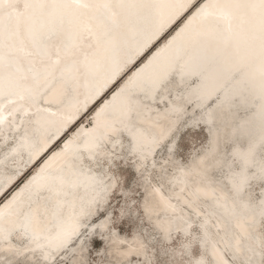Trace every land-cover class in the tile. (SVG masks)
I'll use <instances>...</instances> for the list:
<instances>
[{
  "label": "bare ground",
  "instance_id": "bare-ground-1",
  "mask_svg": "<svg viewBox=\"0 0 264 264\" xmlns=\"http://www.w3.org/2000/svg\"><path fill=\"white\" fill-rule=\"evenodd\" d=\"M123 2L124 7L114 10L116 25L107 22L101 25L98 18L102 15L107 21L110 13L97 10L73 15L72 10L50 7L32 12L35 36L25 34L23 37V46L33 53L29 57L20 58L21 41L10 36L7 21L0 28V55L5 48H14L12 53L4 54L3 58L0 56V132H4V136L9 130L20 134L15 149L0 159V167L6 165L11 156L26 158L27 148L37 143L26 167L20 169L19 175L7 177L0 187L1 200L36 165L35 170L0 203V264L13 261L38 264L44 255L48 256L43 259L47 260L46 264L61 254L73 257L76 252L84 255L81 245L75 252L71 249L78 245L84 230H89L83 229L84 225L98 215V195L104 196L105 189L113 187L114 183L109 185V173H99L83 157L107 158V149L119 148L123 143L120 137L127 134L132 139L135 156L142 164L162 143L170 142L173 131L179 130L178 124L199 109L206 110L208 102L218 95L223 98L201 115L203 122L208 123V114L216 107L218 126L215 130L212 129L215 123L211 126L209 153L203 151L188 166H179L177 187L171 188L172 193H165L160 187L151 188V197L143 202L144 211L148 218L157 221L155 228L168 240L167 235L174 229L182 234V231L188 232L185 211H179L175 202L197 215L204 211L200 204L205 205L213 214L212 222L219 228L208 239V253L213 264H232L223 253L224 249L229 250L227 243L241 261L247 259L246 249L255 247V240L247 243L248 246H243V241H251L260 222L257 221L259 216L256 215L255 220L250 221L252 226L240 235L233 225L245 213L251 215V210L241 208L239 214L236 200L230 196L227 187L214 181L212 173L229 163L226 160L228 154L222 156L223 143H239L241 139L254 141L256 138L249 148L256 142L260 147L255 154L262 148L259 139H264V97L261 92L264 57L258 11L233 9L236 19L225 29L210 27L208 20L199 16L207 7L212 17H216L221 10L214 5L223 0ZM178 3L187 6L181 10L174 7ZM40 20L45 21L44 25H39ZM85 26L91 31H84ZM173 28L175 30L165 41L155 47ZM180 40L183 41L182 50L174 55L173 46ZM113 47L119 48L116 54L112 53ZM143 47L145 49L137 55L136 51ZM45 48L59 51L58 63H54L55 55L51 59L43 55ZM149 51L147 58L138 64ZM130 69L133 70L123 82L111 90ZM171 71L173 76L166 79ZM195 78H199V84L189 89L190 81ZM10 79L13 84L16 82L13 88L9 85ZM176 88H182L186 95L179 106L175 105L177 111L152 112L151 104L166 101ZM235 91L238 95L234 96L233 102L228 94ZM193 99L197 100L194 113L188 112L186 116L184 112L180 120L175 119L176 112L181 113L185 107V101ZM95 105L92 120L78 124ZM251 106L255 108L254 113L235 124ZM235 107L240 108L230 116ZM18 111L23 115L21 125L8 126ZM30 116L35 118L26 122ZM244 122L247 124L242 125ZM70 131L71 134L66 136ZM221 137L228 138L223 142ZM59 141L60 146L54 148ZM208 157L212 159L209 164L205 162ZM23 190L28 191L26 196H21ZM235 192L240 194L242 191ZM240 196L245 197V193ZM210 202L219 203L220 209H209ZM239 202L241 204L242 200ZM225 212L234 219L231 228L225 227ZM159 213L166 217L159 218ZM208 234L207 231L205 235ZM259 236L263 239L262 234ZM17 237L21 243L16 241ZM131 240L130 245L134 248L129 244L120 245L121 242L114 239L113 255L123 260L145 258L142 240L138 235ZM184 248L187 251L186 245ZM196 259L200 258L192 259L190 263Z\"/></svg>",
  "mask_w": 264,
  "mask_h": 264
},
{
  "label": "rangeland",
  "instance_id": "rangeland-1",
  "mask_svg": "<svg viewBox=\"0 0 264 264\" xmlns=\"http://www.w3.org/2000/svg\"><path fill=\"white\" fill-rule=\"evenodd\" d=\"M181 22L182 21H180V23ZM175 28H173L167 35H165V37H163L155 45V47L163 43L165 39L175 30ZM52 34H54V32ZM150 52L151 51H149L138 62V64L143 62V60L147 58ZM132 70L133 69H130L128 73H126L121 79H119V82L111 90H114L117 86H119V84L123 82V80L129 75ZM196 79L198 81H195ZM198 84L199 78H195L194 80L190 81L189 89L193 86H197ZM180 91L181 93H179ZM110 92L107 93L106 96H108ZM185 96L186 95L183 92L182 88H176L167 96L166 101L151 104V110L152 112H163V110H171L173 113H175L174 111H177L175 105L179 106L178 103L183 100ZM222 98L223 97L219 95L214 97L210 102H208L206 110L207 108L211 109L212 106ZM141 103L142 105L144 104V102ZM184 104L186 105L182 109V111L185 112L187 116L188 112L192 113L193 110L196 109L195 107L197 104V100L193 99L190 101H185ZM97 105L92 107L89 112L84 114L78 124L82 122H90L92 120L91 113ZM206 110L199 109L197 113L193 112V115L186 117V119H184L180 125L178 124V126H180L179 128L177 126V128L179 129L178 132L173 131V138L170 140V142L166 141L164 142V144L162 143L155 150V152L152 153L149 159L143 160L142 164L139 163V159L135 156V152L132 148V139L127 134L120 137V139L123 141L122 144H124L125 146L121 144L119 148L116 147L117 149L108 148L106 153L110 156L108 155L107 158L101 159L98 156L97 159L93 158L92 160L83 157L85 162H91V167L93 169H96L98 172L106 171L107 173H109V179H111L109 185L114 183V186L106 188L104 196L98 195L100 200V203L97 204L98 215L94 218L93 221H90L84 225L83 229L88 228L89 230H84L83 236L80 239L78 245L71 249L73 252H75L74 250L79 247V245H81L83 247L84 255L77 254L76 252L73 257H70V254H61L55 259L47 262L46 264H160V262L164 259H168L170 261V264L173 261L177 262V264H195V262H200L203 264H213L212 256L208 253V239H210V237L212 236L213 231L218 232L219 228L215 225V223L212 222L211 219H213V214L205 205L200 204L201 209H203L204 211L200 212V214L197 215L194 212L185 209L183 205H181L178 201L175 202L177 206H179V208L177 207L179 211H185L184 214L187 216L186 225L188 226H186V228L188 232L186 233L182 231L184 233L182 234L179 233L177 229H174L175 231L172 230L170 234L167 235V237H170L168 239L169 242H167L168 240H166L165 237H163V235L155 228L157 224H155V222L157 221L147 217L143 205L144 200L148 197H151V193L149 192L151 188L160 187L161 189L163 188L162 190L165 191V193H172L171 188L177 187L176 179L178 176L177 171L179 170V166H188L203 151H208L211 145V126L207 122H203V117L201 118V115H203ZM254 111L255 108L253 106L247 107L246 110L242 113L239 120L235 121V124H238L243 119L250 117L254 113ZM18 113L22 112L18 111L16 118L12 120V122L9 123L8 126L17 127L19 124L21 125L20 121L23 119V115H20ZM179 113L176 112L175 119H178ZM33 118L35 117H27L26 122H29L28 120ZM217 126V122H215L214 126H212V129L215 130ZM74 128L75 127H73L71 131ZM71 131L67 133L66 136L71 134ZM3 134L4 132L1 131L0 159L4 155H8L10 150L15 149L17 145V137L20 136L19 132L13 130L7 131L6 136H4ZM227 138L228 137H221L220 140H223L224 142ZM254 141L253 139H250L249 141H244L241 139V142L239 143H223L222 156L228 154L226 160L229 163L226 166L221 167L220 171L216 170V172L212 173L214 181L216 183L221 182V184L227 187L228 193L232 198L236 200L238 207L240 205L239 199L242 200V198H244V196H240V194H244V192L242 191L240 194H236L234 187L231 185V177L234 173L237 172V170L238 172L240 171V167H238V165L241 164V154H243L244 151L248 150V148ZM60 143L61 141H59L54 146V148L60 146ZM36 144L37 143H33L30 148H27L26 158L23 155H21V157L11 156L8 163H6V165H4L2 168L0 167V187L3 186L4 181L7 180V177L12 176L15 173H18L17 175H19L20 169L26 167V164L29 162L30 156ZM237 150L239 151V153L237 152ZM261 151L262 148L260 152L256 154L257 162H259L260 160ZM208 153L209 151L207 152V154ZM210 160L212 159L208 157L205 159V162L209 164L212 162H210ZM235 160L238 161V163H234ZM35 168L36 165L30 168L28 172L21 178L19 183L9 191V193L21 182H23V180H25L28 175H30L35 170ZM159 183L161 184L159 185ZM102 188L104 190V187ZM145 190H147V193L145 192ZM259 191L260 189L258 187L253 189V195L258 194ZM9 193H7L0 200V203L9 195ZM27 194L28 191L23 190L21 196H26ZM171 198H175V195H171ZM210 204L211 205L209 209H213V211L217 210V208L220 209L221 205L219 203L210 202ZM226 213L227 212H225L224 215L226 220L225 227L231 228L234 219L232 218V216L228 217ZM240 213H242L241 207H239V214ZM158 215L161 219H164L163 217H166L165 215H161L160 213ZM181 217L182 215H179V218ZM257 221H260L259 217ZM207 231L209 232V234L206 236L205 233H207ZM17 234L21 235L20 233ZM260 234H262L264 239V227H262L261 223L259 222L256 230L254 229V232L252 233V237L250 238L251 241H249V239H245L243 241V246H248L247 243H251L252 240H255L254 246L258 248L261 240H263L259 236ZM136 235H138V237L142 240V248L145 258L132 257L130 259L126 258L125 260H123L116 255H113L112 250L115 251V247L113 246L114 239L121 242L120 245L129 244L130 248H134L130 245V243L132 242L131 238ZM16 241L18 243H21V240L18 237ZM184 245H186L187 251L190 252L189 254L185 250ZM227 246L229 247V250L224 249L223 253L226 254V257L231 261V263L243 264L244 261H241V259L237 257L232 246L228 243ZM247 250L248 248L246 249V251ZM165 251H167L169 254L167 257L163 255ZM44 257L48 256L44 255L38 261V264H45V261L47 260H43ZM195 258L200 259H196L194 262L190 263V261ZM118 260L124 261L125 263H119ZM28 262L29 261H27L26 264H31ZM10 264H16V261H13Z\"/></svg>",
  "mask_w": 264,
  "mask_h": 264
},
{
  "label": "snow or ice",
  "instance_id": "snow-or-ice-1",
  "mask_svg": "<svg viewBox=\"0 0 264 264\" xmlns=\"http://www.w3.org/2000/svg\"><path fill=\"white\" fill-rule=\"evenodd\" d=\"M124 6L123 0H61L59 3L56 0H0V28L4 27V21H7V30L10 36L21 41L18 48L20 58L29 57L33 53L23 46V37L25 34L31 35L33 38L35 36L32 15L34 9L43 11L50 7H60L72 10L73 15L81 14L88 10L109 12L110 15L107 17V21L101 15L98 18L99 23L104 25L107 22L111 25H116L118 21L114 10ZM186 6L184 3L174 5V7L181 10ZM214 7L221 10L216 17H212V14L207 11V7L201 10L199 16L208 20L210 27L225 29L230 28L233 20L236 19L232 12L233 9L258 11L262 57H264V0H223L222 3L215 4ZM84 31L90 32L91 29L85 26ZM43 55L50 59L55 55L56 60L54 63L59 62L60 53L58 50L53 52L45 48ZM261 92L262 97H264V72H262ZM261 144L262 151L259 162H257L254 150L249 148L240 157L241 164L238 165L240 171L234 173L231 177L234 189L245 193V197L242 198L239 207L251 210V215L245 213V215L238 217L233 225L240 235L246 233L252 226L250 221H254L257 214L261 226L264 227V139H262ZM257 187L260 191L258 194L253 195V189ZM247 252V259L243 264H264V240H261L258 248H249ZM163 255L167 257L169 254L165 251ZM160 264H170V261L164 259ZM171 264H177V262L173 261Z\"/></svg>",
  "mask_w": 264,
  "mask_h": 264
},
{
  "label": "water",
  "instance_id": "water-1",
  "mask_svg": "<svg viewBox=\"0 0 264 264\" xmlns=\"http://www.w3.org/2000/svg\"><path fill=\"white\" fill-rule=\"evenodd\" d=\"M41 10H39V9H34L32 12H40ZM146 18V17H145ZM44 23H45V21L44 20H40L39 21V25L40 26H42V25H44ZM38 25V26H39ZM39 31H41L40 30V28H37ZM135 33V32H134ZM160 33V32H159ZM129 35H131V36H133V34H132V32H130V34ZM128 34H127V38H129L128 36H129ZM158 35V34H157ZM150 43V42H149ZM148 43V44H149ZM182 43H183V41L182 40H180V41H177L175 44H174V46H173V53H174V55H176V54H178V53H180V51L182 50L181 48H182ZM147 44V45H148ZM147 45H145V47L147 46ZM145 47H143V49H141L140 51H136V54L138 55V54H140L144 49H145ZM118 49L119 48H115V47H113L112 48V53L113 54H116L117 53V51H118ZM12 51H14V48L13 47H7V48H5L4 49V52L0 55L2 58H3V55L4 54H10V53H12ZM121 51H123L122 49H121ZM136 55V56H137ZM130 61V60H129ZM127 63H129V62H127ZM127 63H125V65L127 64ZM123 68V66L118 70V71H116V73H115V75H114V77L112 78V80L116 77V75H118V72L121 70ZM17 69V68H16ZM15 69V70H16ZM18 70H21V68H18ZM17 70V71H18ZM261 70H264V68H261ZM173 74H174V72L173 71H171L170 73H169V76L166 78V79H170L172 76H173ZM194 74H192L191 76H193ZM188 77V76H187ZM9 79V78H8ZM7 79V80H8ZM13 79H10V82H9V85L13 88L14 87V84H16V82L14 81V84H13ZM181 81V80H180ZM162 83H163V81H162ZM238 95V92L237 91H235V92H233L232 94H228V96H229V98L233 101V102H235V100H233L234 99V96H237ZM210 97V96H209ZM240 107H235L234 109H233V111L231 112V114H229L230 116H233L234 115V112H235V110L236 109H239ZM215 110H216V107L215 108H213L210 112H209V114H208V118H207V121H208V123H209V125L210 126H212L213 125V123H215V121L218 119V115L215 113ZM184 112L182 111L181 113H179V115H178V120L180 119V117L182 116V114H183ZM247 123H243L242 125H246ZM260 140H262L261 138L259 139V141ZM260 147V144H259V142H256V144H254V146H252V149L254 150V152H256L257 150H258V148ZM73 235V234H72ZM234 253H236V252H234ZM195 264H203V263H196L195 262Z\"/></svg>",
  "mask_w": 264,
  "mask_h": 264
}]
</instances>
